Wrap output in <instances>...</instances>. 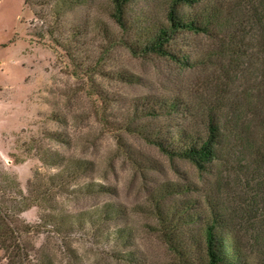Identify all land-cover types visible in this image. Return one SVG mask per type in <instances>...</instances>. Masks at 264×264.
<instances>
[{
    "label": "rangeland",
    "instance_id": "374dc122",
    "mask_svg": "<svg viewBox=\"0 0 264 264\" xmlns=\"http://www.w3.org/2000/svg\"><path fill=\"white\" fill-rule=\"evenodd\" d=\"M54 1L0 0V208L20 229L11 250L0 244V264H9L13 253L23 264H179L150 194L176 183L198 187L167 196V208L203 198L208 178L122 123L134 98L189 91L190 81L212 68L181 78L161 59L130 53L118 38L130 40L135 30L121 31L108 0H86L60 13ZM161 5L133 0L129 17H157ZM120 70L142 81L124 82L114 74ZM257 75L254 67L237 74L233 93L255 86ZM246 102L250 125L230 142L207 190L244 240L250 264H264V144L259 103ZM77 159L91 168L75 179L62 174ZM88 182L109 190L79 191ZM190 227L179 228L186 234Z\"/></svg>",
    "mask_w": 264,
    "mask_h": 264
},
{
    "label": "trees",
    "instance_id": "16d2710c",
    "mask_svg": "<svg viewBox=\"0 0 264 264\" xmlns=\"http://www.w3.org/2000/svg\"><path fill=\"white\" fill-rule=\"evenodd\" d=\"M84 1L55 0L53 8L60 13ZM108 2L109 16L121 31L128 34L135 30L130 40L118 38L130 53L161 59L168 69L177 68L181 78L189 77L194 70L212 68L209 74L190 81L189 91L134 98L131 112L122 123L125 131L154 145L171 160L190 162L208 178L202 182L203 198H184L167 208L163 205L167 196L190 193L198 187L176 183L150 194L165 243L179 264H250L244 240L214 203L215 194L207 187L209 176L220 174L218 164L228 153L230 142L250 125L243 110L246 100L259 103L257 126L264 144V0H162L157 17H129L133 0ZM106 33L113 37L109 30ZM251 67L256 68L258 83L244 87L242 95H235L237 74ZM114 74L127 83L142 81L128 71ZM90 166L86 159L73 160L62 174L75 179ZM108 190L97 182L79 188L90 194ZM181 223L191 226L188 233L182 234ZM18 231L19 227L11 225L0 208V244L5 251L18 241ZM9 257V264H23L19 254Z\"/></svg>",
    "mask_w": 264,
    "mask_h": 264
}]
</instances>
